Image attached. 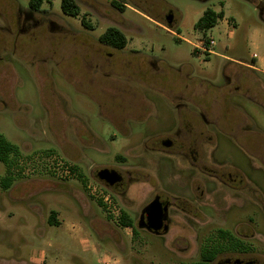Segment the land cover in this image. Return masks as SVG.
Wrapping results in <instances>:
<instances>
[{"label": "rangeland", "instance_id": "1", "mask_svg": "<svg viewBox=\"0 0 264 264\" xmlns=\"http://www.w3.org/2000/svg\"><path fill=\"white\" fill-rule=\"evenodd\" d=\"M78 1V16L65 14L61 0H45L46 11L34 12L30 20L20 11L16 24V6L27 8L29 0H0V13L14 30L18 25L13 35L0 29V133L16 146L11 163L0 160V264H199L206 244L227 242L220 228L240 235L243 249L264 259V81L243 68L239 75L253 100L244 91L236 95L233 103L241 111L227 132L239 135L244 118H251L255 153L232 136L220 135L219 143L225 161L253 180L257 200L248 194L243 206L229 208L236 206L230 192L214 193L202 211L170 208L165 234L138 226L157 195H192L190 170L179 155L145 149L175 124L167 97L190 66L226 92L224 56L252 61L256 53V64L264 68V0H118L124 10L112 0ZM207 8L225 16L209 29L196 28ZM107 26L120 28L128 44L112 50L114 68L105 65L103 75L92 56ZM202 35L216 40L209 58L188 41ZM82 45L94 52L81 58ZM141 100L149 103L145 111ZM131 109L145 116L128 117ZM106 167L130 170L139 181L123 193L98 177ZM8 175L14 179L6 188ZM95 186L110 194L116 212ZM53 209L61 225L49 222ZM124 210L133 228L122 225Z\"/></svg>", "mask_w": 264, "mask_h": 264}, {"label": "flooded vegetation", "instance_id": "2", "mask_svg": "<svg viewBox=\"0 0 264 264\" xmlns=\"http://www.w3.org/2000/svg\"><path fill=\"white\" fill-rule=\"evenodd\" d=\"M44 1L45 0H43V2ZM76 1L79 3L78 0ZM88 7L92 12L98 14L96 8L91 5ZM20 11L25 12L26 20H30L33 18L34 12H43L46 11V9L43 7V3L40 9H33L30 6V0L27 8H17L16 6V24H18ZM0 15L6 21V25L2 23L0 29L3 31L5 30L11 35L15 32L17 33L18 25L14 30L7 17L5 18L2 13H0ZM168 16L169 14H167V17ZM109 27L110 26H107L103 32ZM100 35L98 36L100 47L98 46L99 49L95 52L96 54L92 56L94 58L96 57L97 65L94 66L92 64V68L93 66L96 67L97 72L101 70L103 74L107 72L105 65L111 67V69L114 68L113 61L115 54L112 50L118 48L102 42L100 40ZM4 42H6V40ZM81 47L84 51L81 53V58L86 57V53L90 56V54L94 52L90 47L84 45ZM235 67L236 68H232L231 65L229 68L227 66L224 67L226 78L229 79L230 83V91L227 92L224 87L209 78L200 77V74L195 72L196 68L194 66H190L187 69L184 68V72L181 70L180 84H182V89H184L183 92L179 94L174 92L171 96L167 97L170 103H172L176 113L175 124L173 123L169 126H165L163 132L158 134L154 144L152 146H145V149L148 148V150L176 153L179 155L185 168L190 170L188 181L192 191L191 197L184 198L164 196L162 194L157 195L160 196L163 206H168V217L165 219L164 224H168L169 229L172 222L170 208L180 207L182 211L188 212L191 211L190 208H193V211H202L203 208L208 207V204L211 203V195L214 193L226 195L227 192H230L229 196L230 198H234L233 200H235L236 206L230 204L229 208L243 206L244 203H242L241 200H243V196L249 197L248 194L251 195L253 200H257L258 194L255 183L238 164L225 161L224 157L221 155V146L219 143L220 135H225L230 138L232 136V139L238 141L239 146L243 147L245 151L248 153L250 152L252 156L255 153L254 148L256 146L253 145L255 139L253 132L255 128L251 118H244V121L240 125L239 135L227 132V129L238 121L237 119L241 111L239 108L237 109L233 103L236 95L238 96V94H242L244 91V94L250 100H253V95L249 93L250 88H248V84L244 83L240 77L242 74L241 67L238 65H235ZM229 70L232 72H229ZM192 73L196 75L192 76ZM234 79L235 83L233 82ZM139 103L141 104V109L144 108V111L148 109L149 103L146 100H141ZM141 109H131L132 111H129L128 117H135L141 120L143 116H145V112L143 111L141 113ZM232 110L234 111V116L230 113ZM118 172L121 174L122 178L111 186L117 189H123V193H128L131 186L139 180L135 181L132 179L130 170H127V174H123L120 170H118ZM141 217L142 212L138 221V226L148 230L146 227L140 226V223L147 221V216L144 215V220H141ZM223 230L227 229L224 228ZM150 232L159 235L167 233L163 230L160 233L154 231ZM231 235L242 242L240 235L236 233V236L232 233ZM204 247L211 248L212 246H207L206 244ZM228 248H230L229 251H231L229 254L223 251L222 253L216 252L213 257H208L206 259H203L202 254H200L202 259L200 258L199 264H264V259L254 256L249 253L248 250H244L245 248L240 244ZM227 249L221 250L226 251Z\"/></svg>", "mask_w": 264, "mask_h": 264}, {"label": "trees", "instance_id": "3", "mask_svg": "<svg viewBox=\"0 0 264 264\" xmlns=\"http://www.w3.org/2000/svg\"><path fill=\"white\" fill-rule=\"evenodd\" d=\"M43 0H30V6L33 9H40L42 6ZM112 3L117 8L124 10V5L121 4L118 0H112ZM61 7L65 14L77 16L80 14L81 6L76 0H62L61 1ZM261 13H264V9L261 8ZM225 16L224 11H216L212 8H207L203 12V14L199 17V19L195 22V27L199 29H209L213 26H215L219 19H222ZM85 23V20H84ZM100 40L102 42L108 43L115 48L123 49L128 44V38L126 34L117 26H110L105 32H103L100 35ZM16 146L10 142L2 133H0V160L6 162L7 164L11 163L10 161V152L14 150ZM13 176L8 175L3 179V186L8 188L12 181ZM49 222L51 224H58L57 220V212L55 210H52L49 215ZM120 220L122 225L133 227L134 226V220L131 218V216L124 210L121 213ZM220 237L226 239V243H218L212 246L211 248L205 247L202 251L203 259H206L208 257H213L217 251H219V247H226V249L230 246H236L240 244L242 247L243 243L239 240L235 239L231 235V233L227 230L221 229L220 231Z\"/></svg>", "mask_w": 264, "mask_h": 264}, {"label": "water", "instance_id": "4", "mask_svg": "<svg viewBox=\"0 0 264 264\" xmlns=\"http://www.w3.org/2000/svg\"><path fill=\"white\" fill-rule=\"evenodd\" d=\"M167 19L170 22L172 17L169 15ZM98 177L110 186L122 178L118 170L107 167L98 171ZM144 215L147 216V221L140 223L141 227H146L148 230L156 233H160L162 230L164 232L169 230V225L164 224L165 219L168 217V206H163L160 196L154 197L144 207L141 220H144Z\"/></svg>", "mask_w": 264, "mask_h": 264}, {"label": "crops", "instance_id": "5", "mask_svg": "<svg viewBox=\"0 0 264 264\" xmlns=\"http://www.w3.org/2000/svg\"><path fill=\"white\" fill-rule=\"evenodd\" d=\"M177 35L180 36L179 34H177ZM202 38H203V35L201 37H199L195 42H192V41L188 40L189 42H191L194 45L195 51L197 53H202L203 52L201 49H199V46H201V39ZM256 55L257 54L254 53V59L252 61H245V60H240V59H236V58L229 57V56H224L226 58V60L228 61L227 63L224 64V67L227 66V64H230V65H232V64L233 65H238L241 68L249 71L251 73V75H253L254 77H256L258 80L260 79V80H263L264 81V68L259 67L256 64V61H255ZM207 57L209 58V55ZM205 60H207V59H205ZM207 62L208 61H205V64ZM203 73H205V72L204 71L203 72H200V77L208 79L206 77V75H202ZM195 75H196L195 73H192V76H195ZM176 87H177V90L175 91L176 94H179V93H182L183 92L184 89H182V84H180V85L177 84ZM55 211L57 212V210H55ZM57 215H58V212H57ZM57 220H58V224L57 225H61L58 217H57ZM31 259H36V257L35 258H31Z\"/></svg>", "mask_w": 264, "mask_h": 264}, {"label": "built area", "instance_id": "6", "mask_svg": "<svg viewBox=\"0 0 264 264\" xmlns=\"http://www.w3.org/2000/svg\"><path fill=\"white\" fill-rule=\"evenodd\" d=\"M215 44L216 40L214 39V37L205 35L201 39V46H199V49H201L204 53L209 54L213 52V46ZM93 189L94 191H97L98 195L101 197L104 203L107 204L109 208H112V212H116L115 205L110 194L105 192L103 189L98 188L97 186H95Z\"/></svg>", "mask_w": 264, "mask_h": 264}]
</instances>
